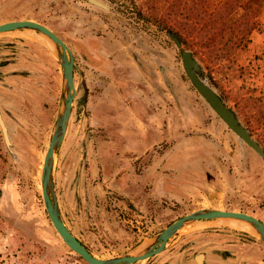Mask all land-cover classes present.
I'll use <instances>...</instances> for the list:
<instances>
[{"label": "rangeland", "instance_id": "374dc122", "mask_svg": "<svg viewBox=\"0 0 264 264\" xmlns=\"http://www.w3.org/2000/svg\"><path fill=\"white\" fill-rule=\"evenodd\" d=\"M98 1L106 8L87 0H0V23L40 22L73 57L75 93L52 169L67 229L92 255L108 258L140 251L170 222L199 208L240 211L264 223V160L190 84L178 49L143 15L147 0ZM242 1L254 9L253 29L233 56L199 48L192 57L198 75L264 150V4ZM1 67L4 264L14 233L63 244L39 188L61 72L50 41L27 29L0 33ZM172 236L163 254L132 264H198L202 249L210 264H264V244L238 220L188 223ZM18 260L13 264H23Z\"/></svg>", "mask_w": 264, "mask_h": 264}, {"label": "water", "instance_id": "95a60500", "mask_svg": "<svg viewBox=\"0 0 264 264\" xmlns=\"http://www.w3.org/2000/svg\"><path fill=\"white\" fill-rule=\"evenodd\" d=\"M89 3L106 8L98 0H87ZM27 29L45 36L51 43L54 54L60 66V95L57 107L55 123L47 147L42 156V162L39 173V188L42 204L45 214L61 242L73 253L79 256L87 264H132L137 261L149 258L161 252L164 249L167 240L185 224L198 220L212 219H236L244 222L249 229L255 233L258 239L264 244V223L256 217L234 210L219 208H199L192 210L166 225L152 237V242L136 253H127L121 256L108 258H99L92 255L87 249L73 236L63 223L54 195L52 182V169L54 164L55 152L64 136L68 124L71 105L75 93L73 83V57L67 45L51 29L44 24L30 19H16L0 23V33L12 30ZM180 53L181 66L184 74L196 92L204 99L212 111L223 121L229 130H231L239 140H242L255 153L264 160V150L249 135L235 117L234 113L224 105L223 101L216 92L198 75V66L190 52L181 49V44L176 37L165 32ZM84 103L80 104L83 105ZM80 115V112H77ZM1 124V123H0ZM1 130L5 136L4 127L1 124ZM202 255L198 254L196 261L200 264Z\"/></svg>", "mask_w": 264, "mask_h": 264}, {"label": "trees", "instance_id": "16d2710c", "mask_svg": "<svg viewBox=\"0 0 264 264\" xmlns=\"http://www.w3.org/2000/svg\"><path fill=\"white\" fill-rule=\"evenodd\" d=\"M145 7L147 14L137 9L138 17L176 37L191 56L205 48L214 56L231 57L253 29L254 9L242 0H147Z\"/></svg>", "mask_w": 264, "mask_h": 264}, {"label": "crops", "instance_id": "0c3cea01", "mask_svg": "<svg viewBox=\"0 0 264 264\" xmlns=\"http://www.w3.org/2000/svg\"><path fill=\"white\" fill-rule=\"evenodd\" d=\"M127 62L130 63V65L132 63L129 61ZM3 69L6 68L1 67L0 68L1 73H4ZM105 118L107 119L105 120V122H108L109 119L107 117ZM210 221L211 220H198L191 223L208 224L210 223ZM172 238L173 236L167 240L164 249L159 253L163 254L168 249L167 246H169L170 244L172 245V243H174L175 240L171 242ZM10 243H13L12 245H10L9 248L11 249V251L8 252V253L11 252V254L9 257H6L5 260L7 261H4V264L17 263L19 261L18 260L19 258H23V264H87L81 258L74 256L73 252L67 250L66 247L57 240V238L55 239L51 237L50 239H45L43 241L39 238L36 239L33 237H27L24 235H18L17 233H14L13 235L10 236ZM190 247L192 246L190 245L188 248ZM213 247L214 246L208 245L206 248L213 251L214 249ZM0 248L5 249L3 248V246H0ZM202 250L203 251L200 252V254L202 255V260L204 261L205 264H210L211 262L208 261V259H206V257L208 256L204 254V249ZM155 255H158V253ZM155 255H152L150 257H153ZM158 257L159 256H157V258L155 259H158ZM164 259L161 258V260H159L158 263H162ZM165 264H171V262L167 261L165 262Z\"/></svg>", "mask_w": 264, "mask_h": 264}, {"label": "bare ground", "instance_id": "6f19581e", "mask_svg": "<svg viewBox=\"0 0 264 264\" xmlns=\"http://www.w3.org/2000/svg\"><path fill=\"white\" fill-rule=\"evenodd\" d=\"M226 220H229V221H231V220H236V219H231V218H226ZM239 221V220H238ZM240 222H242V221H240ZM244 223V222H243ZM244 225H247V224H245L244 223ZM248 226V225H247ZM249 227V226H248Z\"/></svg>", "mask_w": 264, "mask_h": 264}, {"label": "flooded vegetation", "instance_id": "af4514ba", "mask_svg": "<svg viewBox=\"0 0 264 264\" xmlns=\"http://www.w3.org/2000/svg\"><path fill=\"white\" fill-rule=\"evenodd\" d=\"M236 117V116H235ZM239 122V121H238ZM247 130V129H246ZM249 133V132H248Z\"/></svg>", "mask_w": 264, "mask_h": 264}]
</instances>
